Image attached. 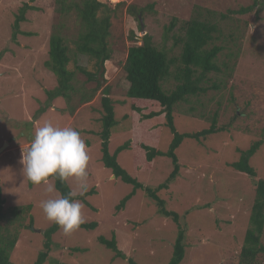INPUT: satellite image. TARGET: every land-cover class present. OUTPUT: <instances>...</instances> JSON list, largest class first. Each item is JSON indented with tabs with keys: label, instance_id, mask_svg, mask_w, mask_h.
Segmentation results:
<instances>
[{
	"label": "rangeland",
	"instance_id": "374dc122",
	"mask_svg": "<svg viewBox=\"0 0 264 264\" xmlns=\"http://www.w3.org/2000/svg\"><path fill=\"white\" fill-rule=\"evenodd\" d=\"M97 1L115 10L108 39L111 59L103 65L100 75L103 84L98 81L100 69L93 68L87 57L77 55L75 62L94 74L93 81H86V77L75 70V63H69L67 69L74 73L72 84L80 94L90 95L95 90L90 102L80 104L79 97H72L70 101L62 97L49 98L48 92L55 90L57 79L44 64L53 27L62 24L63 33L68 36L75 33V13H69L64 21L58 15L56 0H0L1 196L5 208L29 206L28 213L21 216V227L17 221L7 225L12 231L18 230L10 264H35L38 254L45 251L44 232L54 224L46 219L39 204L55 194L45 193L44 183L28 182L20 163L35 129L49 121L80 131L87 145L89 191L84 197L83 217L84 223L95 222L97 226L92 230L79 228L67 236L59 229L51 237L44 264H129V260L135 264L169 263L177 237L176 224L160 216L155 204L141 189L136 190L123 207H117L132 191V186L118 178L110 179L111 171L102 164L100 98L107 88L115 119L108 142L109 153L126 145L117 155L120 167L144 187L154 189L164 183L172 170L170 159L156 157L151 167L144 169L140 146L166 152L172 134L164 125L162 115L144 119L152 111L147 102H134L140 108L139 113L131 109L126 97L129 84L122 66L127 49L136 45L135 41L140 44L143 33L151 37L156 47L177 56L180 49L173 47L171 37L165 40L164 29L176 18L171 35H179V27L196 7L217 14L215 22L221 39L215 44L226 48L216 60L220 71L208 74V83L203 84H215L218 88L176 105L174 126L179 133H195L208 128L211 117L216 114L217 125L225 127L226 131L209 135L201 142L184 139L175 151L179 174L168 189L157 195L166 202L167 210L178 214L179 225L184 230L185 255L180 264H237L249 226L253 181L264 180V0ZM25 4L33 9L25 11L24 21L16 31L15 18ZM130 5L142 10L143 33L138 31L134 18L126 13ZM249 6L253 9L247 14L230 13ZM218 14L227 17L222 19ZM258 141L261 145L249 161L256 176L249 179L230 165L238 161L240 152ZM66 182L70 191L78 190L74 179ZM100 237L107 240L114 237L124 257L116 258L111 250L99 244ZM261 244L264 246V232ZM259 259V263L264 264V255Z\"/></svg>",
	"mask_w": 264,
	"mask_h": 264
},
{
	"label": "trees",
	"instance_id": "16d2710c",
	"mask_svg": "<svg viewBox=\"0 0 264 264\" xmlns=\"http://www.w3.org/2000/svg\"><path fill=\"white\" fill-rule=\"evenodd\" d=\"M56 5L58 15L62 20L65 21L69 13L74 12L77 22L74 26L75 33H71L70 36L61 31V28H63L62 24L53 27L50 34L48 59L44 64L56 76L57 85L55 90L48 92V96L51 99L62 97L66 101H70L72 97H79L80 104L88 103L92 100L95 90H92L90 95L80 94L81 91L72 84L74 73L68 71L67 67L70 62H73L75 63V70L84 75L86 81L94 80V74L87 71L86 68L78 66L75 60L77 55L85 56L88 62L93 63V68L96 67L99 70L105 62L111 59L108 39L110 36V22L115 10H110L105 4L97 0H56ZM119 5H124V3ZM29 9L33 8L26 4L19 9L15 18V30L18 29L19 23L24 21V13ZM203 9L201 7L194 8L189 19L183 21L179 27V35H171L177 23L176 18H172L169 25L165 27V40L171 37L173 39V47L180 49L177 56H170L164 49L156 47L149 35L143 33L140 18L142 10H138L131 5L126 7V13L134 18L138 31L143 33L140 44L135 41L136 45L127 49L125 62L122 66L125 78L129 84L126 97L131 102V109L136 113L140 112V108L134 103L135 101L147 102L148 105H151L152 107L148 106V108L152 109V111L145 115L144 119L151 120L153 117L162 115L165 120L164 125L172 134V139L166 152L145 145L140 146L144 154V169H149L156 157L165 156L170 159L172 170L164 183L154 189L144 187L122 169L117 162V155L126 145L118 147L113 154L109 153L108 142L111 128L115 125V119L113 103L108 97L109 90L107 88L103 89L102 97L100 98V106L103 113L100 119L102 127L99 132L102 164L111 171L115 178L132 186V191L124 197L117 207H123L134 195L135 191L141 189L155 204L157 213L176 224L177 237L168 264H180L185 255V247L183 245L184 230L179 225V216L175 212L167 210L166 202L157 195L161 190L168 189V185L179 174L180 166L175 151L184 139L201 142L209 135L226 131L225 127L217 125L216 114L211 117L208 128L195 133H179L173 121L176 105L185 104L191 97H197L206 93L209 89L218 88L215 84L210 86H203V84L208 83V74L220 71L216 66V60L226 47L215 44L221 39L219 26L215 22L216 13ZM252 9L253 6H249L239 8L230 13L244 15L252 11ZM218 16L222 19L227 17L224 14H218ZM131 35L134 38L132 32ZM71 43H73L72 48L69 47ZM68 53L73 55L69 56ZM229 57L230 55H228ZM223 67L227 68V65L224 64ZM171 83L172 87H170ZM164 85H166V88ZM154 104L155 107L153 106ZM154 108H158L156 109L157 111ZM260 145V141L254 142L248 150L240 152L238 161L230 165L232 169L249 179H254L256 173L254 168L250 166L249 161ZM48 179L52 178L49 177ZM253 182L254 199L249 215V226L244 234L237 264H260L259 256L264 255V246L261 244V237L264 232V180L260 179ZM55 185L62 195H67L70 191L67 182L62 183L57 179L55 180ZM84 197L85 195L77 198L85 203ZM28 207L14 206L5 208L0 187V264H10L9 257L18 240V230L14 229L12 231L7 228V225L11 226L17 221L18 226L21 227L23 225V217L21 216L28 213ZM96 226L95 222H90L81 224L79 228L92 230ZM59 229L57 225L53 224L52 227L44 232L45 251L38 254L35 264H44L46 262L51 247V237ZM97 241L111 250L116 258L124 257L117 249L114 237L110 240L100 237ZM129 264L135 263L129 260Z\"/></svg>",
	"mask_w": 264,
	"mask_h": 264
},
{
	"label": "clouds",
	"instance_id": "9594fccd",
	"mask_svg": "<svg viewBox=\"0 0 264 264\" xmlns=\"http://www.w3.org/2000/svg\"><path fill=\"white\" fill-rule=\"evenodd\" d=\"M89 161V151L80 131L50 121L35 129L29 146L21 154L23 177L33 185L44 183L45 193L55 194L41 200L39 207L46 219L57 225L66 236L85 222V205L74 197L84 196L89 191ZM57 179L62 183L74 179L78 190L62 195L55 185ZM110 179H115L114 175Z\"/></svg>",
	"mask_w": 264,
	"mask_h": 264
},
{
	"label": "water",
	"instance_id": "95a60500",
	"mask_svg": "<svg viewBox=\"0 0 264 264\" xmlns=\"http://www.w3.org/2000/svg\"><path fill=\"white\" fill-rule=\"evenodd\" d=\"M103 70H104L103 67H101L100 70H99V73H98V81H99L101 84H103V80H102V78H101L100 75H101V73L103 72Z\"/></svg>",
	"mask_w": 264,
	"mask_h": 264
}]
</instances>
